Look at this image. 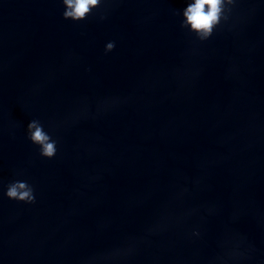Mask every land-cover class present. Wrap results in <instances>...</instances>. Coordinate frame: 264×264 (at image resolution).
Listing matches in <instances>:
<instances>
[{
    "label": "water",
    "instance_id": "1",
    "mask_svg": "<svg viewBox=\"0 0 264 264\" xmlns=\"http://www.w3.org/2000/svg\"><path fill=\"white\" fill-rule=\"evenodd\" d=\"M106 5L0 0V264H264V0L204 41L184 0Z\"/></svg>",
    "mask_w": 264,
    "mask_h": 264
},
{
    "label": "clouds",
    "instance_id": "2",
    "mask_svg": "<svg viewBox=\"0 0 264 264\" xmlns=\"http://www.w3.org/2000/svg\"><path fill=\"white\" fill-rule=\"evenodd\" d=\"M239 0H184L182 9H177L180 15V25L189 33L194 34L199 41L210 38L218 27L231 26L235 8ZM64 5L62 15L72 20H84L95 10L106 7V0H62ZM106 13H101L103 19ZM116 46V41H106L105 52L111 51ZM26 136L38 146L41 156L53 157L58 151V139L45 127L39 117L31 118L26 125ZM4 195L10 199L34 203L37 199L35 186L26 178L9 180L4 186ZM192 235L199 236L200 228L193 227ZM244 237L233 242L228 251V256L240 259L247 255L245 249L240 248Z\"/></svg>",
    "mask_w": 264,
    "mask_h": 264
}]
</instances>
